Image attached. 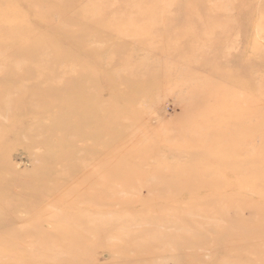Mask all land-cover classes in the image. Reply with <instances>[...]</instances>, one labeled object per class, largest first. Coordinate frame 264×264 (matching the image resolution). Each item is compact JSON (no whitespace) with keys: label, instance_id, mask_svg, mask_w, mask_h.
I'll return each mask as SVG.
<instances>
[{"label":"rangeland","instance_id":"obj_1","mask_svg":"<svg viewBox=\"0 0 264 264\" xmlns=\"http://www.w3.org/2000/svg\"><path fill=\"white\" fill-rule=\"evenodd\" d=\"M0 264H264V0H0Z\"/></svg>","mask_w":264,"mask_h":264},{"label":"bare ground","instance_id":"obj_2","mask_svg":"<svg viewBox=\"0 0 264 264\" xmlns=\"http://www.w3.org/2000/svg\"><path fill=\"white\" fill-rule=\"evenodd\" d=\"M251 154V153H250ZM245 172V171H244ZM246 175V174H245ZM168 219V218H167ZM48 227V226H47ZM58 232V231H57ZM78 234V233H77ZM233 241V240H232ZM36 253V252H35ZM105 254V253H104ZM107 254V253H106Z\"/></svg>","mask_w":264,"mask_h":264}]
</instances>
